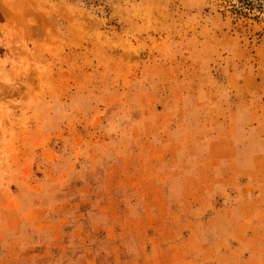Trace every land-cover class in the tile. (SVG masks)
<instances>
[{"label": "rangeland", "instance_id": "rangeland-1", "mask_svg": "<svg viewBox=\"0 0 264 264\" xmlns=\"http://www.w3.org/2000/svg\"><path fill=\"white\" fill-rule=\"evenodd\" d=\"M0 264H264V0H0Z\"/></svg>", "mask_w": 264, "mask_h": 264}, {"label": "bare ground", "instance_id": "bare-ground-1", "mask_svg": "<svg viewBox=\"0 0 264 264\" xmlns=\"http://www.w3.org/2000/svg\"><path fill=\"white\" fill-rule=\"evenodd\" d=\"M18 2V1H17ZM26 4V3H25Z\"/></svg>", "mask_w": 264, "mask_h": 264}]
</instances>
